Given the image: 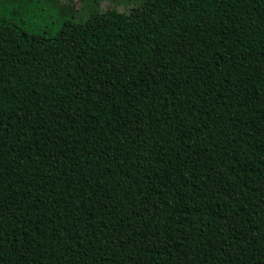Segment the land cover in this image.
Segmentation results:
<instances>
[{
	"label": "trees",
	"instance_id": "1",
	"mask_svg": "<svg viewBox=\"0 0 264 264\" xmlns=\"http://www.w3.org/2000/svg\"><path fill=\"white\" fill-rule=\"evenodd\" d=\"M80 1L0 0V264H264V0Z\"/></svg>",
	"mask_w": 264,
	"mask_h": 264
},
{
	"label": "rangeland",
	"instance_id": "2",
	"mask_svg": "<svg viewBox=\"0 0 264 264\" xmlns=\"http://www.w3.org/2000/svg\"><path fill=\"white\" fill-rule=\"evenodd\" d=\"M59 3L68 4L74 6L76 9H81L84 6V2L80 0H55ZM121 1V0H120ZM116 8L119 11L127 12L130 7L129 4L125 5L123 3H116L114 1H103L101 2V8ZM13 9V7H12ZM17 14L20 16L22 20H27L32 18V21L38 26L41 27L44 31L52 30L54 33L56 30V26L54 24L56 17L55 14L50 12L51 8L47 6H37V4L31 3H18V7L15 9Z\"/></svg>",
	"mask_w": 264,
	"mask_h": 264
}]
</instances>
